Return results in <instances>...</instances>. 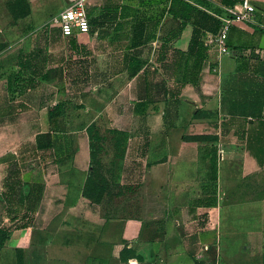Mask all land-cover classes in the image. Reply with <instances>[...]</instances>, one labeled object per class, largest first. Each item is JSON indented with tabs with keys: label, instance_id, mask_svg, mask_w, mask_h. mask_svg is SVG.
Here are the masks:
<instances>
[{
	"label": "crops",
	"instance_id": "1",
	"mask_svg": "<svg viewBox=\"0 0 264 264\" xmlns=\"http://www.w3.org/2000/svg\"><path fill=\"white\" fill-rule=\"evenodd\" d=\"M14 1L0 0V225L25 230L23 264H264V193L246 197L256 186L240 184V172L222 165L246 161L247 173L264 161L252 147L264 145V0H86L87 31L66 36L51 25L43 42L34 37L39 27L72 0H23L22 14L13 13L25 10L22 2L10 9ZM246 3L262 17L233 21L228 53L218 57L208 44L218 19ZM36 44L47 50L44 77L18 72L20 54ZM34 94L48 128L43 142L38 137L36 164L27 166L21 130ZM76 94L93 113H124L129 98L150 113L145 146L115 158L118 180L139 191L133 198L99 201L88 193L95 182L87 134L63 152L48 109ZM190 111L195 120L185 119ZM200 112L233 118L211 123ZM211 125L231 132L244 125V139L231 141L248 146L238 156L218 155L212 173L200 142L183 136ZM15 146L18 159L10 157ZM14 177L22 179L19 199ZM32 181L39 184L35 199ZM216 183L217 199L201 198ZM9 240L0 251L15 258Z\"/></svg>",
	"mask_w": 264,
	"mask_h": 264
},
{
	"label": "rangeland",
	"instance_id": "2",
	"mask_svg": "<svg viewBox=\"0 0 264 264\" xmlns=\"http://www.w3.org/2000/svg\"><path fill=\"white\" fill-rule=\"evenodd\" d=\"M19 4H21V2L17 3V5ZM255 7L259 17H262V9L257 6ZM19 12L21 11L19 10ZM48 20L39 27V31L34 36L36 41L41 40V42H43L45 39L47 40V30L51 26ZM58 86V89H61V85ZM33 99L36 101L35 109L30 110L27 112L26 116H23V120L27 121V123L21 130L23 136L26 137L27 142H29L27 145H23L22 150L25 159L24 164L27 166L30 164H36L39 155L38 153L41 152V150L39 151V145H37L39 144L38 137L40 136V140L43 142L47 134L44 132V129L48 128V118L46 113L41 111V108H37V105H41V101L38 100L37 94L31 96V100ZM51 99H55V96L53 98H45L46 101H50ZM85 102L86 98L81 94L80 96L76 94L70 97L65 95L60 102L61 106L54 119L56 120L55 135L62 137L64 140L61 144L63 152H68L73 149V145L72 143L69 144V140L73 138H85L87 134L91 144V154L94 162L93 179L95 182L93 184L94 186L91 185L87 190L88 193L99 201L109 196L112 197L113 194L126 195L128 199L133 198L139 191H137V187L134 185L135 183L121 182L118 180L116 176V171H118V169H116L117 163L115 158L119 157V155L121 157L125 154H133L131 149L145 146V142L147 143L150 136L149 118L151 115L144 110L142 111L140 109V102L136 103L132 98L126 100V112L124 113H93L85 110ZM203 114L206 115L205 120L211 123L219 120L231 121V118H233L231 116L225 117L222 114H215L213 112H200V115ZM196 115V111H190L187 113L185 119L189 120L190 117H192L195 120ZM87 123L88 125L86 126ZM39 130H41L40 133H37ZM11 131L20 132L19 130H14L12 128ZM245 135L244 125L243 127L239 126V128H236L235 130L233 129V132H231L229 128H215L211 125L203 130L190 129L185 130L183 133V136L186 139L199 141L201 152L210 155V157H208L209 162L207 168L211 173L217 169V157L223 152H232L235 156H238L240 152H247L248 146L246 144H235L231 141H235V138L243 140ZM18 147H12L10 152L11 158L18 159L21 157L18 156L20 154V152L17 151ZM252 147L255 150L258 149L259 153L261 152V154L257 152V156L264 157V145ZM15 162L14 159L11 160V168L14 170L17 168ZM247 164L246 161L237 160H227L222 162L225 171H228L229 168H231L232 172H240V184H252L256 186L255 190L246 194V197L260 196L264 193V161H255L253 163L254 168L246 173V169L249 167ZM90 176L91 175L89 174V179L91 178ZM21 180L20 177H14L11 181L13 184L12 188H14L15 199L20 198L17 194L20 193ZM38 186L39 184L37 181H32L30 183V191L31 193L34 192L32 194L33 199L37 197ZM201 193V198L202 196H205L208 200L207 202L215 201L217 199V183L216 188L212 187L210 189L207 187V189L205 191L203 190ZM243 196L244 194H236L235 197ZM220 197L229 199L233 198V194L221 193ZM204 214H206V212L201 210L199 215L205 216ZM0 228L5 230L7 238L10 239L8 244L14 247L15 252H17L15 254V261V258L7 256L5 251H0V264H17V256L21 254V246L27 243V240L25 239L27 237L26 232L23 228L18 229V225L13 224L0 225ZM3 245L5 244L3 243ZM2 246H0V249Z\"/></svg>",
	"mask_w": 264,
	"mask_h": 264
},
{
	"label": "built area",
	"instance_id": "3",
	"mask_svg": "<svg viewBox=\"0 0 264 264\" xmlns=\"http://www.w3.org/2000/svg\"><path fill=\"white\" fill-rule=\"evenodd\" d=\"M86 7V0H72L70 4L50 16L48 20L49 24L57 26L61 33L66 36L78 32H85L89 29ZM244 7L243 11L235 10L233 7H227V14L220 17V26L208 41L209 45H213L216 48L218 57L228 53L226 37L230 24L235 20H255V5L246 3Z\"/></svg>",
	"mask_w": 264,
	"mask_h": 264
},
{
	"label": "trees",
	"instance_id": "4",
	"mask_svg": "<svg viewBox=\"0 0 264 264\" xmlns=\"http://www.w3.org/2000/svg\"><path fill=\"white\" fill-rule=\"evenodd\" d=\"M23 0H15L14 2H10L9 6L10 9L13 10V6H16L17 3L22 2ZM25 7V2H22ZM17 10V13L13 11L14 14H22L27 11V7L25 10ZM220 20L218 19V22L216 24V28L213 29L214 32H216L217 28L220 26ZM4 43L0 42V49L4 46ZM46 61H47V50L46 47L42 44H36L32 48H30L28 51L20 54L17 65H18V72L27 73L30 76H40L44 77L46 73ZM61 104L57 103L55 105H52L49 107L48 112L49 116L52 117L56 115L57 111L59 110ZM7 239V233L4 229L0 228V246L3 245L4 241ZM17 264H23L22 262V255L19 254L17 256Z\"/></svg>",
	"mask_w": 264,
	"mask_h": 264
}]
</instances>
